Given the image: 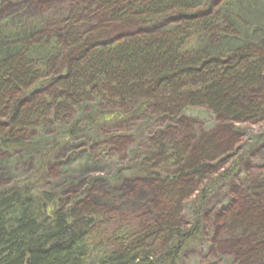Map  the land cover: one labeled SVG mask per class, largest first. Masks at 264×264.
Listing matches in <instances>:
<instances>
[{"label":"trees","instance_id":"1","mask_svg":"<svg viewBox=\"0 0 264 264\" xmlns=\"http://www.w3.org/2000/svg\"><path fill=\"white\" fill-rule=\"evenodd\" d=\"M137 1L141 15L126 13L118 0H80L74 12L47 25L60 35L65 57L37 66L24 57L0 62V156L28 147L47 125L70 127L67 139L78 135L83 103L100 102L121 113L132 109L133 116L154 118L163 129L177 120L180 133L192 132L184 121L196 111L222 127L183 141L161 131L145 155L138 153L143 160L132 170L155 179L161 200L157 223L138 229L126 220L117 223L94 203L61 201L31 180L0 185V264H183L185 252L202 242L203 225L210 226L202 212L213 190L207 183L239 174L240 159L225 171L237 155L230 136L236 125L264 121V56L248 49L225 60L182 51L188 31L211 28L216 17H188L182 0ZM180 16L170 33L116 41L109 36L113 25L171 23ZM0 50V56L8 54ZM39 84L33 99L28 94ZM113 114L99 119L111 121ZM89 122L96 126L93 117ZM187 204L196 212L191 222L182 218ZM215 222L218 254L231 264H264V174L244 177Z\"/></svg>","mask_w":264,"mask_h":264},{"label":"rangeland","instance_id":"2","mask_svg":"<svg viewBox=\"0 0 264 264\" xmlns=\"http://www.w3.org/2000/svg\"><path fill=\"white\" fill-rule=\"evenodd\" d=\"M78 1L0 0V45L8 51V54L0 56V62L24 57L37 66L65 57L60 35L48 32L47 25L56 16L74 12L72 9ZM118 1L124 4L126 13L141 15L143 12L137 0ZM182 1L189 10L188 17L199 14L216 17L211 28L190 29L182 51L225 60L232 59L236 52L248 49L264 56V0ZM178 18L181 16L170 19L171 23L148 25L135 22L128 27L125 26L127 24L113 25L109 36L116 41L132 39L135 33L136 36L142 32L170 33L180 25ZM41 90L39 84L28 95L34 99ZM117 111V108H103L100 102L83 103L76 118L80 121L79 133L70 139L64 135L70 127L45 126L28 147L0 156V185L10 186L31 180L61 201L77 199L78 203H94L98 208L107 210L117 223L126 220L135 229L143 223H157L161 217L157 213L161 205L157 194L159 185L154 178H146L144 174H136V170H132L143 160L139 154L145 155L150 140L161 131L183 141L191 134L200 137L203 134L201 129L211 134L222 126L211 115L196 111L184 121L192 132L180 133V121L175 120L170 125L165 123L163 129L164 124L155 122L154 118L143 114L133 116L132 109L124 113ZM105 113L117 116L111 121L100 120L99 117ZM91 117L96 126L90 125ZM231 135V139L237 141L234 149L237 155L230 159L225 171L233 168L234 161L240 159L239 174L216 185V178L207 183V187L213 190L209 191L210 202L202 212L210 217V226L203 225L202 242L185 252L183 264H231L230 259L218 254L214 246L218 238L215 219L222 208L228 207L236 185L244 177L264 174V121L236 125ZM113 138L117 139L115 143L110 141ZM107 140L110 143L105 144ZM186 206L188 209L183 210L182 218L191 222L195 208L193 211L191 206ZM223 252L227 254L225 249Z\"/></svg>","mask_w":264,"mask_h":264},{"label":"bare ground","instance_id":"3","mask_svg":"<svg viewBox=\"0 0 264 264\" xmlns=\"http://www.w3.org/2000/svg\"><path fill=\"white\" fill-rule=\"evenodd\" d=\"M27 30V29H26Z\"/></svg>","mask_w":264,"mask_h":264}]
</instances>
